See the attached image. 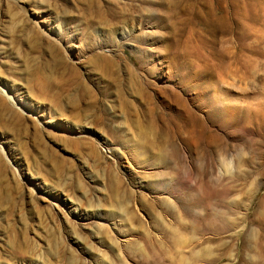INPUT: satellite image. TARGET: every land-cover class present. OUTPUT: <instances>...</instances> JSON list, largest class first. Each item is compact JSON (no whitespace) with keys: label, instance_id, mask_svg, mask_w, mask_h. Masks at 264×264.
I'll list each match as a JSON object with an SVG mask.
<instances>
[{"label":"rangeland","instance_id":"rangeland-1","mask_svg":"<svg viewBox=\"0 0 264 264\" xmlns=\"http://www.w3.org/2000/svg\"><path fill=\"white\" fill-rule=\"evenodd\" d=\"M0 264H264V0H0Z\"/></svg>","mask_w":264,"mask_h":264},{"label":"bare ground","instance_id":"bare-ground-1","mask_svg":"<svg viewBox=\"0 0 264 264\" xmlns=\"http://www.w3.org/2000/svg\"><path fill=\"white\" fill-rule=\"evenodd\" d=\"M7 101H8V98H6L4 95H2ZM10 103V101H8Z\"/></svg>","mask_w":264,"mask_h":264}]
</instances>
